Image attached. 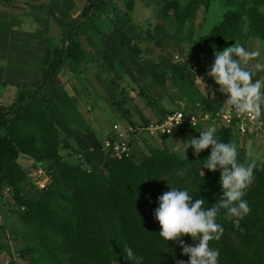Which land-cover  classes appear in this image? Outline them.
<instances>
[{"label":"rangeland","instance_id":"1","mask_svg":"<svg viewBox=\"0 0 264 264\" xmlns=\"http://www.w3.org/2000/svg\"><path fill=\"white\" fill-rule=\"evenodd\" d=\"M108 1L128 12V22L123 28L98 26L102 39L74 31L73 37L95 53L94 59L78 71L64 65L44 92L49 103L35 100L26 105L27 119L14 129L13 141L23 143L32 153L20 151L15 158L24 171L16 185L17 192L7 182L0 187V264H73L71 248L60 245L69 237L65 221L70 213L61 195L69 186L64 172L68 167L67 171L75 169L73 172L80 177L85 172L95 174L98 179L93 189L101 193L108 180L103 164L108 159L119 160L102 146L112 123L125 129L127 125L147 127L173 111L209 112L211 117L196 126L168 135L159 136L146 129L131 134L132 163H152L153 169H160L158 188L149 199L153 206V201L169 190L161 166L166 157L171 156V162L178 166L185 160L179 149L186 139L199 136L198 131L209 126L217 131L225 127L214 115L227 109L223 104L226 97L217 94L212 101L202 94L197 80V76H204L212 84L205 73L212 63L213 51L241 42L249 50L262 53L249 67L264 64V0ZM85 3L86 0H0V34L9 33L13 38L7 44L0 42V66L14 77L28 56L32 61L25 68L26 75L30 76L35 68L42 72L41 79L0 82V105L15 100L21 83L39 85L47 79L52 70L50 58L56 56L66 24L79 16ZM208 25L211 30L205 36L203 29ZM38 39H43L44 44H38ZM36 49L40 51L38 56ZM171 64L186 65L188 78L171 77L167 70ZM256 78L264 79V70L256 72ZM261 119L262 125L245 133L229 128L227 137V142L238 145L241 162L254 163V169L264 163V117ZM45 144H54L55 158L37 156ZM208 152L204 150L194 157L189 148L185 164L199 170L197 160ZM211 178L222 195L219 172L211 173ZM95 210L99 217L101 210ZM230 219L237 228L240 218ZM261 224L258 221L253 226ZM259 235L263 236L256 239L252 250L258 253L262 248L264 257V234ZM110 264H121V260L113 259Z\"/></svg>","mask_w":264,"mask_h":264},{"label":"trees","instance_id":"2","mask_svg":"<svg viewBox=\"0 0 264 264\" xmlns=\"http://www.w3.org/2000/svg\"><path fill=\"white\" fill-rule=\"evenodd\" d=\"M127 7L130 9L131 5ZM128 20V12L118 9L108 0H86L79 16L66 24L60 45L55 49L57 61L48 78L37 86L19 85L15 100L0 105V130H3L0 134V187L7 182L17 192L16 185L24 177V171L15 158L20 151L32 153L23 143L17 145L13 141L15 127L27 119L26 105L35 100L47 105L49 99L44 92L57 79L63 66L68 65L72 71H78L95 57V53L87 51L73 37V32L81 30L102 39L98 26L123 28ZM167 70L173 78H188L186 65L171 64ZM201 72L197 73L200 75ZM229 131V127H222L217 131L218 138L227 142ZM53 146L45 144L37 156L55 158ZM132 156L121 157L117 161L108 159L103 164L108 180L101 193L93 189V183L98 179L95 174L85 172L80 177L73 172L75 169L67 171L66 168L64 178L69 186L67 192L61 195L66 199L70 213V218L65 221L69 237L60 241V245L65 249L71 248L73 264H110L113 259H120L121 264H133L126 256V247H131L142 256L143 264H175L179 259L187 261L188 257L181 255V249L174 242L164 244L158 235L159 224L153 216L158 204L155 199L152 206L149 199L158 188L160 169H153L152 163L135 166ZM166 159L161 166L166 174L167 186L188 187L194 199L206 200V206L216 202L220 193L210 172L201 176L196 167L185 164L186 160L177 166L171 159ZM180 169H186L182 177L176 175ZM244 198L248 201L250 212L240 218L237 228L224 210L217 218L223 233L219 240L210 241V246L219 249V264H261L264 258L262 248L258 253L252 250L256 239L263 236L259 234H264V163L261 168L254 169V180ZM96 207L101 210L99 217L95 216ZM258 221L262 224L255 228L253 225ZM183 239L185 243H193L187 235Z\"/></svg>","mask_w":264,"mask_h":264},{"label":"clouds","instance_id":"3","mask_svg":"<svg viewBox=\"0 0 264 264\" xmlns=\"http://www.w3.org/2000/svg\"><path fill=\"white\" fill-rule=\"evenodd\" d=\"M211 25L203 29L208 36ZM260 50H249L241 42H234L222 50L213 51V59L206 69L205 76H197L202 94L212 101L220 94L226 99L223 104L234 111L237 116L247 115L254 121L264 117V79L256 78V72L264 70V64H249L261 56ZM215 85V87H213ZM199 136L186 139L179 149L180 155L187 160L190 148L194 157H199L204 150L208 155L199 161V172H219V185L222 195L214 204L206 206L204 198H195L188 187H169L156 200L158 206L153 216L159 224V237L164 244L174 242L181 255L187 261L179 259L175 264H219V249L210 246V241L219 240L223 227L217 222L221 211L227 217L243 218L250 212L248 201L244 198L254 180V163L245 164L239 159L240 152L235 142H224L217 136V129L209 126L198 131ZM248 155H252L249 145ZM186 169H180L176 175L182 177ZM187 235L193 243H185ZM128 260L133 264H143V257L131 247L124 249Z\"/></svg>","mask_w":264,"mask_h":264},{"label":"built area","instance_id":"4","mask_svg":"<svg viewBox=\"0 0 264 264\" xmlns=\"http://www.w3.org/2000/svg\"><path fill=\"white\" fill-rule=\"evenodd\" d=\"M209 112L183 113L182 111H173L166 115L162 121L149 124L147 127H138L127 125L124 127L114 123L108 135L104 138L102 146L110 151L114 156L130 157L132 155L131 134L137 129H146L156 135H168L175 130L192 128L199 122L210 118ZM214 118L220 119L225 127L233 128L239 133H245L257 125H262L263 120L254 121L247 115L237 116L229 108L223 112H215ZM124 129V130H123ZM129 133V134H128Z\"/></svg>","mask_w":264,"mask_h":264},{"label":"crops","instance_id":"5","mask_svg":"<svg viewBox=\"0 0 264 264\" xmlns=\"http://www.w3.org/2000/svg\"><path fill=\"white\" fill-rule=\"evenodd\" d=\"M11 36V37H10ZM11 39H13L12 38V35H9V33H2V34H0V42L2 43V42H4V43H9L10 41L9 40H11ZM36 42L39 44H41V42H42V44H44V41H43V39H38V40H36ZM34 43V44H37V43ZM33 44V43H32ZM44 45H42V47H43ZM35 49V48H34ZM40 51H39V49L37 50L36 49V54L35 55H40V53H39ZM27 57V59H25V65H21L20 66V68L21 69H19L18 70V74H16L14 77H12L11 76V71L10 70H6L5 69V67L4 66H0V82H2V83H12V82H17L16 80H20V81H22L23 79H26V78H29L28 80H31V79H33V78H37V79H41V76H42V72H41V69H36L35 68V72H32L31 74H30V76H27L26 75V67H27V65L30 63L29 61H32L31 59H28L29 57L28 56H26ZM36 57V56H35ZM51 59V65H52V68L54 67V65L56 64V61H57V59H56V56H54V55H52V57L50 58ZM34 60H35V58H34ZM37 60H38V58H36V61H34L35 62V67H36V64H37ZM18 75V76H17ZM48 78V77H47ZM15 80V81H14ZM19 81V82H20ZM43 81V80H42ZM40 83V82H39ZM21 84H23V85H27V86H37V85H35V84H31V83H28V82H26V83H21ZM97 122H99V119H98V121ZM114 123H116V122H114ZM114 123H112V125L114 124Z\"/></svg>","mask_w":264,"mask_h":264}]
</instances>
